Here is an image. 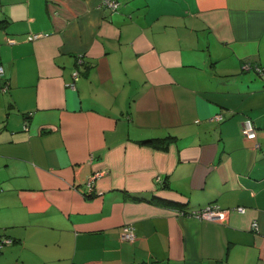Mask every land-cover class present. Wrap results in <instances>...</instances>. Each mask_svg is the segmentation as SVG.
Listing matches in <instances>:
<instances>
[{
	"label": "crops",
	"instance_id": "1",
	"mask_svg": "<svg viewBox=\"0 0 264 264\" xmlns=\"http://www.w3.org/2000/svg\"><path fill=\"white\" fill-rule=\"evenodd\" d=\"M101 4L0 0V223L55 264H264V0Z\"/></svg>",
	"mask_w": 264,
	"mask_h": 264
},
{
	"label": "rangeland",
	"instance_id": "2",
	"mask_svg": "<svg viewBox=\"0 0 264 264\" xmlns=\"http://www.w3.org/2000/svg\"><path fill=\"white\" fill-rule=\"evenodd\" d=\"M46 35L48 34L44 32L41 37ZM27 39H29V34L27 35ZM75 72L78 71H74V77H76ZM218 117L222 119L223 115L219 113ZM15 181H19L17 177H15ZM13 225H7V223L2 225L0 223V264H55L52 262V259H40L35 251L31 249L30 245H36L35 236L38 230L36 226L27 224L28 228L22 227L25 223L15 226ZM59 233L64 237L67 235L63 233V231H59ZM15 234L22 238L24 244L21 243L20 239H16ZM39 243L43 246L42 250L39 251L40 253H47L53 250L51 247H45L44 242ZM63 247L65 249L67 243H63Z\"/></svg>",
	"mask_w": 264,
	"mask_h": 264
},
{
	"label": "built area",
	"instance_id": "3",
	"mask_svg": "<svg viewBox=\"0 0 264 264\" xmlns=\"http://www.w3.org/2000/svg\"><path fill=\"white\" fill-rule=\"evenodd\" d=\"M122 0H102V6H108L109 8L112 9H117L120 4H121ZM44 31L41 32H33L29 34V39L33 40L36 39L38 37H41L43 35ZM46 34H49L48 32H45ZM250 66V63H249ZM255 69L261 73L262 75H264V67L260 66V65H254ZM78 72H75V76L77 77ZM4 77V67L3 65L0 63V89H6L8 84L7 83H2L1 79ZM217 118L218 115H217ZM220 119V118H219ZM244 133L247 137L249 138H255L257 135L256 132V127L254 126V124L252 123V121L250 120H246L244 123ZM237 210H239L240 212H245L246 211V207L243 205H239L236 207H233ZM232 209V208H231ZM230 210V208H223L220 207L219 204L213 203V204H209L207 206H205L204 208H200L197 211V214L199 217H207V218H214V219H223L225 218V215H227V212ZM253 228L258 229L259 228V221L258 220H254L253 223ZM124 236L126 238L129 239H134L135 237V233L133 230H128L127 228L124 229Z\"/></svg>",
	"mask_w": 264,
	"mask_h": 264
},
{
	"label": "trees",
	"instance_id": "4",
	"mask_svg": "<svg viewBox=\"0 0 264 264\" xmlns=\"http://www.w3.org/2000/svg\"><path fill=\"white\" fill-rule=\"evenodd\" d=\"M102 5V4H101ZM102 7H108V6H102ZM112 9V8H111ZM1 63V62H0ZM2 64V63H1ZM3 65V64H2ZM3 67H4V65H3ZM6 76V74H5V67H4V77L1 79V82L2 83H7V84H9L8 83V79L5 77ZM7 88H8V86H7ZM0 90H3V89H0ZM223 119V118H222ZM222 119H219V120H222ZM246 120H250V121H252V123L254 124V126L256 127V124H255V121H254V119L251 117V116H247V117H245L243 120H242V129H244V125H243V123L246 121ZM244 131V130H243ZM256 132H257V128H256ZM170 136H168V137H160V136H157V137H148V138H144L142 141H141V143L143 142V143H148V144H151V145H153V146H156V147H160V148H168L169 147V143H170ZM249 138V137H248ZM103 171L102 170H100V171H97L96 173H93L92 175H90L89 177H88V179H87V181H86V183H87V186H89L88 187V189L87 190H85L84 192L86 193V194H89V195H91V196H95L96 195V193L97 194H101V193H103L102 191H95L94 190V188H90V187H92L93 186V184H94V180L102 173ZM166 186H169V182L165 179V180H163V183H161L160 185H158V187H166ZM140 199L142 200V199H145V200H147V201H157V202H166L167 204H173V205H177V207H183L184 206V203H182L181 201L179 202V201H174V200H167V199H165V198H163V197H159L157 194L156 195H153L152 197L151 196H146V197H140ZM213 203H216V202H211V203H208L207 205H209V204H213ZM216 204H218V203H216ZM207 205H205V206H207ZM204 206V207H205ZM220 207H222L221 205H219ZM203 207V208H204ZM236 207V206H235ZM202 208V207H201ZM197 211L198 210H194L191 214L192 215H194V214H197ZM184 211H181V213H183ZM198 215V214H197ZM122 231H121V235H122V237L124 238V239H126V240H129V241H134L135 239H136V230H135V227H134V225L133 224H131V223H127V224H123L122 225ZM128 229V230H133L134 231V233H135V237H134V239H129V238H126L125 236H124V229ZM255 229V228H254ZM73 264H78V263H73ZM141 264H144V263H141Z\"/></svg>",
	"mask_w": 264,
	"mask_h": 264
}]
</instances>
